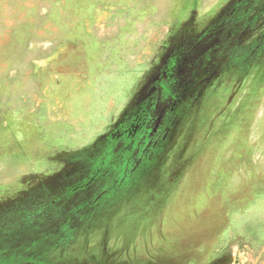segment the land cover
Segmentation results:
<instances>
[{
  "label": "rangeland",
  "instance_id": "1",
  "mask_svg": "<svg viewBox=\"0 0 264 264\" xmlns=\"http://www.w3.org/2000/svg\"><path fill=\"white\" fill-rule=\"evenodd\" d=\"M262 34L264 0H0V264H264Z\"/></svg>",
  "mask_w": 264,
  "mask_h": 264
},
{
  "label": "trees",
  "instance_id": "2",
  "mask_svg": "<svg viewBox=\"0 0 264 264\" xmlns=\"http://www.w3.org/2000/svg\"><path fill=\"white\" fill-rule=\"evenodd\" d=\"M259 37L264 38V34L260 35ZM246 50L248 49H244L241 51L240 54L242 57L244 56ZM171 57L172 54H168L165 62L159 66V70L150 85V93L148 92L146 94L143 102L144 104H146V106L149 105L153 110L160 111L162 113L170 111L174 108L175 105L177 106L181 99L180 95L182 94L185 87H187V82L178 84L177 82H174L172 80L176 67L171 64ZM106 157L107 156L104 157L103 155L101 158H99L100 163L103 166H107V164L103 162V159ZM101 165L93 169L90 168L86 170L87 172L85 173H88L92 179L98 177L99 172L103 171V166ZM85 184L86 183H83L81 186ZM15 212L17 215V219L15 222L16 226H18L19 228L41 226L43 224V221L45 220V217H42L43 211H41L40 209H30V206L27 203L18 205L15 208ZM52 213L54 215L60 216V210H58L57 208H55ZM35 214H37V216ZM3 217L4 215L0 218V230L6 231L5 228L7 230H12L13 228L8 226H13L12 224L14 221H11V219H4Z\"/></svg>",
  "mask_w": 264,
  "mask_h": 264
}]
</instances>
